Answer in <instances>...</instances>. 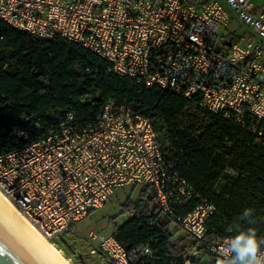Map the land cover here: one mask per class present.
<instances>
[{"label":"built area","instance_id":"built-area-1","mask_svg":"<svg viewBox=\"0 0 264 264\" xmlns=\"http://www.w3.org/2000/svg\"><path fill=\"white\" fill-rule=\"evenodd\" d=\"M0 22L35 37L78 43L118 75L195 97L205 109L236 122L245 115L258 118L264 139V3L0 0ZM230 22L244 34L229 32ZM23 119L26 127L16 133L21 144L0 150V191L49 240L75 233L77 223L117 188L150 184L158 209L193 240L179 251L185 264L202 260L204 253L216 264L217 249L232 234L216 244L205 241L215 212L205 198L186 215L174 214L197 194L166 162L149 117L110 100L86 123L68 112L41 132L31 114ZM88 239L108 264H131L137 255L151 254L147 245L129 251L113 235L90 231Z\"/></svg>","mask_w":264,"mask_h":264},{"label":"trees","instance_id":"trees-1","mask_svg":"<svg viewBox=\"0 0 264 264\" xmlns=\"http://www.w3.org/2000/svg\"><path fill=\"white\" fill-rule=\"evenodd\" d=\"M110 100L152 120L166 162L195 190L197 195L177 206L174 214L186 215L201 198L207 199L215 212L207 221L205 241L216 244L234 235L229 226L245 209H253L255 224L241 222L242 227H253L264 238L260 119L245 115L236 122L205 109L195 97L118 75L105 59L78 43L35 37L0 22V150L21 144L16 133L25 129L26 113L43 132L68 112L81 123L90 122ZM135 186L137 198L122 204L130 215L111 235L129 251L150 248V255L139 254L131 264H185L179 251L189 244V236L173 235V221L156 206L150 184Z\"/></svg>","mask_w":264,"mask_h":264},{"label":"rangeland","instance_id":"rangeland-1","mask_svg":"<svg viewBox=\"0 0 264 264\" xmlns=\"http://www.w3.org/2000/svg\"><path fill=\"white\" fill-rule=\"evenodd\" d=\"M253 1L261 4L264 0ZM226 28L229 32L234 31L238 35L244 34L242 27H238L235 22H230ZM227 38L230 42L236 41V38L232 35ZM138 190L139 186L132 184L117 188L101 208L92 211L77 223L75 233H67L58 239L50 241L70 264H108L97 251L93 252V249L96 248L89 242L88 233L94 231L104 235H111L115 225L121 224L130 215L122 211V204L127 198L135 200ZM170 230L175 237L185 235L174 222L170 223ZM189 240V243L193 242L190 237ZM202 258L203 260L191 261V264H215L212 254L204 253Z\"/></svg>","mask_w":264,"mask_h":264},{"label":"water","instance_id":"water-1","mask_svg":"<svg viewBox=\"0 0 264 264\" xmlns=\"http://www.w3.org/2000/svg\"><path fill=\"white\" fill-rule=\"evenodd\" d=\"M0 264H65L1 195Z\"/></svg>","mask_w":264,"mask_h":264},{"label":"clouds","instance_id":"clouds-1","mask_svg":"<svg viewBox=\"0 0 264 264\" xmlns=\"http://www.w3.org/2000/svg\"><path fill=\"white\" fill-rule=\"evenodd\" d=\"M253 213V209H245L229 226L228 231L235 234L229 236L217 249L216 264H264V238H259L253 227L243 228L241 224H255Z\"/></svg>","mask_w":264,"mask_h":264},{"label":"bare ground","instance_id":"bare-ground-1","mask_svg":"<svg viewBox=\"0 0 264 264\" xmlns=\"http://www.w3.org/2000/svg\"><path fill=\"white\" fill-rule=\"evenodd\" d=\"M0 195L9 203V205L19 214V216L30 226V228L48 245V247L65 263L70 264L69 261L55 248L54 244L43 235L28 219L27 217L0 191Z\"/></svg>","mask_w":264,"mask_h":264},{"label":"crops","instance_id":"crops-1","mask_svg":"<svg viewBox=\"0 0 264 264\" xmlns=\"http://www.w3.org/2000/svg\"><path fill=\"white\" fill-rule=\"evenodd\" d=\"M253 1V0H252ZM256 5H261L262 3H264V1H262V3L261 4H257V1H253ZM202 260H203V258H202Z\"/></svg>","mask_w":264,"mask_h":264}]
</instances>
